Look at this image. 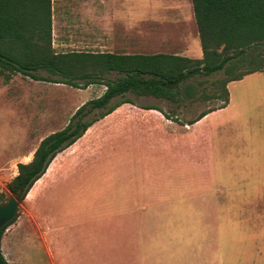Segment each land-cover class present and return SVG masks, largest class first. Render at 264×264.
<instances>
[{"label":"rangeland","instance_id":"1","mask_svg":"<svg viewBox=\"0 0 264 264\" xmlns=\"http://www.w3.org/2000/svg\"><path fill=\"white\" fill-rule=\"evenodd\" d=\"M166 2L172 0H144V9L160 10ZM37 74L47 76L42 70ZM223 76L221 70L197 77L203 81L200 97L180 106L135 99L170 112L178 123L174 130L151 124L119 128L116 115L57 154L49 174L33 185L1 237L7 262L207 264L206 255L216 248L217 264H264V73L229 82L225 106L213 85ZM104 89L36 81L19 72L7 81L0 75V191L6 199L16 164L28 161L43 137L64 128L81 104ZM210 108L199 125L183 127V121ZM127 116L138 123L166 122L144 112ZM57 160L62 168L53 177ZM166 172L172 178L167 194L175 203L153 215L161 236L153 248L155 234L146 225L150 192L163 189L156 176ZM220 187L224 204L216 211L218 226H210L219 235L211 239L209 227L202 234L199 219L206 212L213 218L215 211L198 210V196ZM122 216L131 220L128 232ZM136 219L143 221L140 239Z\"/></svg>","mask_w":264,"mask_h":264},{"label":"trees","instance_id":"2","mask_svg":"<svg viewBox=\"0 0 264 264\" xmlns=\"http://www.w3.org/2000/svg\"><path fill=\"white\" fill-rule=\"evenodd\" d=\"M191 2L202 48L199 59L165 53L57 52L52 46L51 0H0V75L5 81L19 72L33 80L80 89L91 84L105 86L100 96L76 109L64 128L43 137L29 162L16 164L17 172L7 183L11 196L23 202L56 154L76 142L95 121L126 102L128 93L179 104L200 97L198 89L203 81L197 77L222 70L224 76L213 85L219 89L225 106L229 82L264 73V0ZM40 70L47 76L38 75ZM110 74L115 76L111 78ZM212 109L200 112L189 123ZM89 114L94 117L86 118ZM6 200L0 191V205ZM16 218L17 214L0 229V241ZM0 264H9L1 245Z\"/></svg>","mask_w":264,"mask_h":264},{"label":"crops","instance_id":"3","mask_svg":"<svg viewBox=\"0 0 264 264\" xmlns=\"http://www.w3.org/2000/svg\"><path fill=\"white\" fill-rule=\"evenodd\" d=\"M146 7L147 9H144V0H51L52 46L57 52L75 50L92 53L109 52L130 55L165 53L193 59H199L202 57L199 32L191 0H178L176 2L172 0V2H166L160 10L148 9V6ZM109 76L112 78L115 74H110ZM126 98H128L126 102L121 103L111 113L105 115L89 126L78 140L93 129V125L96 126L102 123H109V121L113 120L116 115H118L119 128H143L144 126L147 127V125L151 124L160 128H171L174 130L177 126L178 123L172 120V116L166 117L164 115V113L170 115V112L155 104H142L135 100L156 97L128 93L126 94ZM174 104L180 106V103ZM142 112L146 114H154L155 117L160 116L166 122L153 124L149 121L140 120L141 122L138 123L136 120L134 121V119L127 116L128 113L142 114ZM196 117L192 119H195ZM204 117L205 116L193 123H189L192 119L183 121V127L190 129L192 126H197ZM33 152L31 153L29 160L26 162L31 160ZM55 158L57 157L55 156L52 159L45 173L37 181L46 178L45 176L49 174V170ZM57 161L56 166L59 167H56L57 169H55V173L52 175L53 177L58 175L62 168V166H60V160ZM156 178L160 179L159 185H163V189L152 190V192H150L151 202L149 211L151 217L149 223L146 224L151 227V230L153 228L152 233L155 234V237H151V245H153V248L155 246V241L158 242L161 239V236L158 237V226H160V224L157 218H153V215H157L156 212L159 210H168L172 207V204L169 203H175L167 194L168 188L171 185V175L167 172L163 175L159 173ZM204 191L205 190H203L200 196H198V210H213L215 213L213 214V218H210L209 212L208 214L206 212L204 219H199V226L202 227V234L205 230L203 227H209L206 235L211 239L215 236L217 239L219 234L213 233V231L210 230V226L213 227L216 224L218 226V216H216V211L218 212V210L221 209L220 206L224 204L223 195L225 194V189L220 187L219 189L206 190L205 193ZM218 193L220 196H218ZM184 201L185 199L183 198L182 202ZM120 221L121 223H124L123 225L127 232L128 227H131L132 229L129 222L131 220H128L126 216L120 217ZM142 226V219L139 221L136 219L134 228L135 232L138 234V239L143 236ZM215 230L218 233L217 228ZM46 243H44L45 246ZM153 248L151 247L152 250ZM206 258L208 260L207 264H217L219 260L216 248L215 250H210L208 255H206Z\"/></svg>","mask_w":264,"mask_h":264},{"label":"water","instance_id":"4","mask_svg":"<svg viewBox=\"0 0 264 264\" xmlns=\"http://www.w3.org/2000/svg\"><path fill=\"white\" fill-rule=\"evenodd\" d=\"M19 204L20 203L10 195L7 200L0 205V229L15 217Z\"/></svg>","mask_w":264,"mask_h":264}]
</instances>
